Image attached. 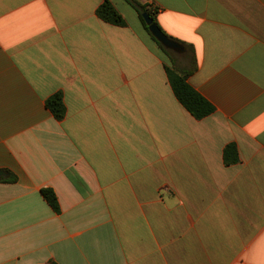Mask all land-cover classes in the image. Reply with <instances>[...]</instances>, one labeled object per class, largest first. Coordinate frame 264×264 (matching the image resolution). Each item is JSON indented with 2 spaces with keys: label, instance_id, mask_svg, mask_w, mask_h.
I'll return each mask as SVG.
<instances>
[{
  "label": "crops",
  "instance_id": "obj_1",
  "mask_svg": "<svg viewBox=\"0 0 264 264\" xmlns=\"http://www.w3.org/2000/svg\"><path fill=\"white\" fill-rule=\"evenodd\" d=\"M104 1L0 0V264H264V0H132L182 45L201 120L138 11L108 0L112 25Z\"/></svg>",
  "mask_w": 264,
  "mask_h": 264
},
{
  "label": "trees",
  "instance_id": "obj_2",
  "mask_svg": "<svg viewBox=\"0 0 264 264\" xmlns=\"http://www.w3.org/2000/svg\"><path fill=\"white\" fill-rule=\"evenodd\" d=\"M126 1L129 2L138 11L141 21L144 25L145 31L147 32L151 40L158 45L159 50L170 60L172 66L169 67L167 65L166 72L177 100L197 120H201L211 115L214 112V107L207 100H205L187 81L189 75L194 71V68L183 71L179 70L176 67L174 51L165 48L149 32L148 25L145 23L143 19V14L145 13L148 14L153 19V21L159 26L156 19L157 10L152 6H148V7L141 6L139 4H136L132 0H126ZM97 16L102 21L112 25L124 26L126 24L122 15L118 12L115 6L108 0H105L104 3L98 8ZM159 28L161 29L160 26ZM169 38L171 40H174L171 37ZM46 106L51 111L55 119L59 121L64 119L66 114V108L62 94L59 93L49 98L46 102ZM230 155H233V157L230 158ZM224 159L226 165H231L238 162L239 160L238 151H237V147L234 144L228 145L225 148ZM17 181H18L17 176L10 172H8L7 178L1 180L2 183H16ZM41 195L43 196L44 200L48 203V205L53 209L54 212L60 213V205L57 196L52 189L49 188L42 189ZM48 264H57V263L51 261Z\"/></svg>",
  "mask_w": 264,
  "mask_h": 264
},
{
  "label": "water",
  "instance_id": "obj_3",
  "mask_svg": "<svg viewBox=\"0 0 264 264\" xmlns=\"http://www.w3.org/2000/svg\"><path fill=\"white\" fill-rule=\"evenodd\" d=\"M143 19L145 23L148 25L149 32L151 35L165 48L169 50H173L175 52H179L183 50V47L174 40H171L153 21V19L148 14H143ZM8 174L2 170H0V180L2 178H6Z\"/></svg>",
  "mask_w": 264,
  "mask_h": 264
}]
</instances>
